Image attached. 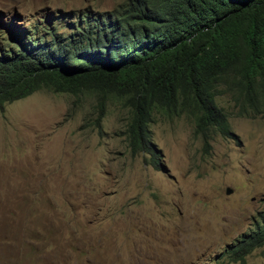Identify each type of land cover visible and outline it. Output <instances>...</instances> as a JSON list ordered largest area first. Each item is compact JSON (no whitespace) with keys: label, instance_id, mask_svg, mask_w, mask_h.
<instances>
[{"label":"rangeland","instance_id":"1","mask_svg":"<svg viewBox=\"0 0 264 264\" xmlns=\"http://www.w3.org/2000/svg\"><path fill=\"white\" fill-rule=\"evenodd\" d=\"M123 1L0 0V49L40 15ZM98 101L40 89L0 109V264H264V246L226 256L261 221L264 116L218 96L235 137L208 151L185 116H156L154 165L130 152L126 111L107 100L98 120Z\"/></svg>","mask_w":264,"mask_h":264},{"label":"trees","instance_id":"2","mask_svg":"<svg viewBox=\"0 0 264 264\" xmlns=\"http://www.w3.org/2000/svg\"><path fill=\"white\" fill-rule=\"evenodd\" d=\"M40 89L95 95L98 120L115 100L130 152L154 165L156 116H185L208 151L215 134L235 137L218 96L239 117L264 116V0H124L103 13L40 15L0 49V109ZM259 216L226 250L230 261L264 246Z\"/></svg>","mask_w":264,"mask_h":264},{"label":"water","instance_id":"3","mask_svg":"<svg viewBox=\"0 0 264 264\" xmlns=\"http://www.w3.org/2000/svg\"><path fill=\"white\" fill-rule=\"evenodd\" d=\"M227 193H230V190H227Z\"/></svg>","mask_w":264,"mask_h":264}]
</instances>
